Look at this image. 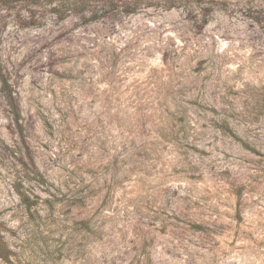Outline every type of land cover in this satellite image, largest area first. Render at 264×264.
<instances>
[{"label": "rangeland", "instance_id": "1", "mask_svg": "<svg viewBox=\"0 0 264 264\" xmlns=\"http://www.w3.org/2000/svg\"><path fill=\"white\" fill-rule=\"evenodd\" d=\"M126 3L0 10V264H264V0Z\"/></svg>", "mask_w": 264, "mask_h": 264}, {"label": "trees", "instance_id": "2", "mask_svg": "<svg viewBox=\"0 0 264 264\" xmlns=\"http://www.w3.org/2000/svg\"><path fill=\"white\" fill-rule=\"evenodd\" d=\"M122 0H0V10L8 11L9 9L20 8L27 11L30 14V17H34L38 10L41 7H51V12L57 14L60 19H64L71 14L79 15H90L88 20H94L100 17L104 10L111 8L115 4L118 5V2ZM126 6L124 11L127 13H132L136 11L137 2L141 0H126ZM152 5H160L162 8L171 9L189 3H193L201 6L206 2V0H148ZM209 8H202L201 11H205L203 15H206V11ZM35 14V15H34ZM36 17V16H35ZM41 16H37L36 20ZM85 17V16H84ZM1 21V20H0ZM3 22V23H2ZM207 19L203 20V23L206 24ZM33 23L39 25L41 22L34 20ZM4 25V20L0 22V31ZM0 80L3 86L10 88L9 80L0 70ZM6 98L9 105L12 107V112L15 117V121L19 122L20 120V110L17 102L15 101L13 91L9 89L6 93ZM10 155L15 159L13 170L15 183L18 185H24L26 181H43V176L38 170L35 161L32 156L26 153L23 148L14 147L10 149ZM21 201L24 203L27 209H31L33 205L40 203V196L35 192H21L18 190ZM11 250L7 246V241L4 237L0 239V258L5 261H10Z\"/></svg>", "mask_w": 264, "mask_h": 264}]
</instances>
